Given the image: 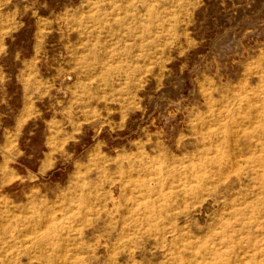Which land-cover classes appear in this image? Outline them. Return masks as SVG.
Listing matches in <instances>:
<instances>
[{
	"label": "rangeland",
	"instance_id": "obj_1",
	"mask_svg": "<svg viewBox=\"0 0 264 264\" xmlns=\"http://www.w3.org/2000/svg\"><path fill=\"white\" fill-rule=\"evenodd\" d=\"M0 264H264V0H0Z\"/></svg>",
	"mask_w": 264,
	"mask_h": 264
},
{
	"label": "bare ground",
	"instance_id": "obj_2",
	"mask_svg": "<svg viewBox=\"0 0 264 264\" xmlns=\"http://www.w3.org/2000/svg\"><path fill=\"white\" fill-rule=\"evenodd\" d=\"M234 144V143H233ZM145 180V179H144ZM151 193V192H150Z\"/></svg>",
	"mask_w": 264,
	"mask_h": 264
}]
</instances>
